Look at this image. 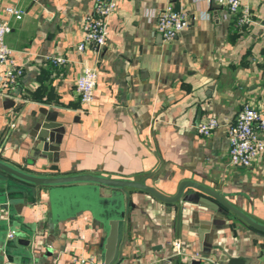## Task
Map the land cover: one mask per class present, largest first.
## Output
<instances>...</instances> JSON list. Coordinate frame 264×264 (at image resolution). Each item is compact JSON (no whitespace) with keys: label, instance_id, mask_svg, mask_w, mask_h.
I'll list each match as a JSON object with an SVG mask.
<instances>
[{"label":"crops","instance_id":"0c3cea01","mask_svg":"<svg viewBox=\"0 0 264 264\" xmlns=\"http://www.w3.org/2000/svg\"><path fill=\"white\" fill-rule=\"evenodd\" d=\"M224 1L118 0L105 45L79 51L81 20L95 0H0V20L10 25L5 43L23 69L0 96L1 157L38 174L142 180L169 196L182 180H194L264 223V151L251 167H234L226 137L243 104L264 117V0H241L252 20L243 30ZM168 4L187 13L188 25L165 41L155 25ZM7 7L22 10L21 19ZM52 56L67 62L53 66ZM83 66L97 71L88 108L74 88ZM2 76L0 66V84ZM41 109L54 111L58 125V151L50 158L37 149ZM212 117L219 126L198 134L196 125ZM127 193L118 264H264V234L233 214L188 198L166 204L139 190ZM3 194L1 218L6 209L13 222L0 235L28 244L17 246V259L0 252V264H101L106 228L90 211L59 219L46 191L35 200ZM194 253L201 257L191 259Z\"/></svg>","mask_w":264,"mask_h":264},{"label":"water","instance_id":"95a60500","mask_svg":"<svg viewBox=\"0 0 264 264\" xmlns=\"http://www.w3.org/2000/svg\"><path fill=\"white\" fill-rule=\"evenodd\" d=\"M45 116V122L39 124L37 149L42 155L50 158V153H56L58 141L54 138V130L58 127L55 123V112L41 109ZM100 189L110 191V196H102ZM127 189L144 192L154 199L172 204L183 198L199 203L205 207L219 209L233 214L240 222L250 229L264 234V223L257 221L231 202L223 194L194 180H182L174 195H165L142 180L129 178H113L98 173H73L66 175L38 174L6 161L0 155V202L4 199V192L24 194L28 200H35L36 194L46 191L48 194L51 210L56 218L71 216L78 210H88L106 228V236L102 244L101 264H118L119 248L123 239L124 219L126 215L125 196ZM187 189L194 191L193 194L184 195ZM118 196H120L118 198ZM124 199H123V197ZM5 212L0 215V234L6 231L12 224L11 215ZM14 235H16L14 233ZM18 244V245H17ZM27 240L17 239L16 246L3 241L0 235V252L6 260L21 257L17 246H25ZM3 256L0 254V259ZM231 264L235 260L230 261Z\"/></svg>","mask_w":264,"mask_h":264},{"label":"built area","instance_id":"2783aa9c","mask_svg":"<svg viewBox=\"0 0 264 264\" xmlns=\"http://www.w3.org/2000/svg\"><path fill=\"white\" fill-rule=\"evenodd\" d=\"M180 1V0H176ZM118 0H95L93 12L83 16L81 20L82 39L77 49L82 51L86 46L99 49L106 43L108 31V19L115 12ZM228 14L236 16V27L243 30L252 23L251 12L247 3L241 0L224 1ZM6 14L16 20L21 19L22 10L7 7ZM188 25L187 13L180 7L168 4L156 17V31L163 40L170 41L175 38ZM10 32L7 20H0V66L3 76L0 84V96L6 97L5 89L12 85L23 74V69L13 58V50L5 43V37ZM53 66L66 64V59L60 56L49 57ZM97 84V71L93 67L83 66L77 78L74 88L79 96L83 108H88L93 101V94ZM263 114L250 104H243L236 116L226 125V137L228 141V159L234 167H251L257 157L264 151V117ZM219 126L216 118H209L196 125V131L202 136H208ZM14 127L10 124L9 128ZM14 231L8 236L12 237ZM179 250V244H175ZM199 253L190 255L191 259L200 258ZM83 264H90L84 262ZM209 264H218L210 261Z\"/></svg>","mask_w":264,"mask_h":264}]
</instances>
